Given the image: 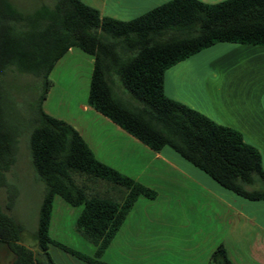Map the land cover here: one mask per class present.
I'll use <instances>...</instances> for the list:
<instances>
[{"label": "trees", "instance_id": "trees-1", "mask_svg": "<svg viewBox=\"0 0 264 264\" xmlns=\"http://www.w3.org/2000/svg\"><path fill=\"white\" fill-rule=\"evenodd\" d=\"M220 42L264 46V0H170L130 21L101 16L80 0H58L26 15L0 0V186L17 159L24 120L6 77L9 71L41 78L44 93L31 118L30 148L34 167L46 184L37 239L39 253L21 243L22 227L0 204V241L15 255L13 264H56L48 253L55 196L80 207L77 232L96 247L94 257L55 243L89 264L101 260L139 197L156 193L100 162L67 122L47 114L50 74L71 48L94 59L88 105L128 134L159 152L171 147L219 185L246 199L264 200L262 155L242 134L168 98L167 69ZM131 95L123 99L114 76ZM17 97V96H16ZM18 101V99H17ZM119 196L101 194L98 183ZM9 196L7 210L13 205ZM210 264H232L223 246Z\"/></svg>", "mask_w": 264, "mask_h": 264}, {"label": "crops", "instance_id": "crops-1", "mask_svg": "<svg viewBox=\"0 0 264 264\" xmlns=\"http://www.w3.org/2000/svg\"><path fill=\"white\" fill-rule=\"evenodd\" d=\"M80 1L103 17L130 21L170 0ZM75 50L79 49H69L62 59L73 56ZM86 55L84 64L72 67L59 60L50 74L53 84L56 78L67 86L64 78L74 69L81 103L45 112L74 127L100 162L156 193L155 199L139 197L101 260L108 264H210L212 254L223 246L232 264H264V200H249L225 189L171 147L153 151L90 107L94 59ZM77 91L66 89L71 95ZM164 92L217 124L239 131L247 144L260 151L264 170V46L216 43L167 69ZM61 201L56 208L53 204L50 231L54 223L66 237L51 239L77 251L70 232L81 208ZM71 213L75 217L67 223L65 215ZM83 239L89 246L83 241L76 244L94 257L95 245ZM55 243L48 245V253L56 264H89ZM14 260L8 245L0 241V264Z\"/></svg>", "mask_w": 264, "mask_h": 264}, {"label": "rangeland", "instance_id": "rangeland-1", "mask_svg": "<svg viewBox=\"0 0 264 264\" xmlns=\"http://www.w3.org/2000/svg\"><path fill=\"white\" fill-rule=\"evenodd\" d=\"M57 1L58 0H11V3L22 13L30 15L34 14V12L43 5L53 8ZM77 54L81 55V57L77 56ZM74 55L66 56L64 59H62V64H69L70 66H73L84 64L86 62L87 55L80 49L75 50ZM76 78L77 72L74 69L73 71L70 70L67 76L64 78L69 83H67V86L66 84L62 85L61 82V84L58 83L56 78H54V84L52 82V92L50 94L49 101L46 102L45 100L43 103L44 111L48 110L54 113L58 109V106L62 107V111L65 107L70 105L78 106L81 103V98L83 95L75 89L76 87L74 86V83L77 81ZM69 81L73 83L70 84ZM114 81L115 90L118 95L123 99L130 100L132 98L131 95L122 86L117 75L114 76ZM6 83L11 93L17 96L13 97L16 103L18 102V108L21 111L20 114L22 115L21 120H24V124L22 129L23 132L21 133L18 140V153L16 162L11 170L6 174V181L9 185V188L0 186V204L2 205L3 209L7 211L9 215L13 217L22 227L21 243L33 250L35 254H38L40 249L37 239V230L39 226L40 208L47 190V186L38 176L33 164L30 148V129L33 127L31 115L34 109L37 108L39 99L44 93V82L41 78L35 77L33 75L19 74L15 71H9L6 77ZM66 89H72L73 91L77 92H75L74 95H71L66 92ZM253 189L264 190V184L257 182L254 184ZM96 191L101 194H110L117 197L119 196L117 189H113L111 185H107L103 182L98 183ZM10 195H13L14 198L13 205L8 211L7 205L10 201ZM61 200L62 199L60 197H55V208L58 202H62ZM65 216L67 223L70 221L69 219H73L75 217H73L72 213ZM74 228L75 229L70 232L75 235L74 243L76 244L77 241H83L86 243V246H89V243L86 242L77 232L76 225H74ZM50 236L55 241H64L63 239L66 237V233L60 229H56L55 224L53 223ZM75 244L74 247L69 244L67 245L87 255V250L85 247L78 246V243L76 245Z\"/></svg>", "mask_w": 264, "mask_h": 264}]
</instances>
